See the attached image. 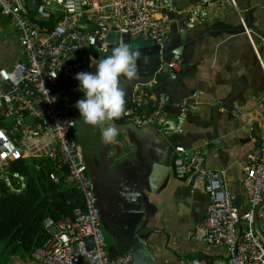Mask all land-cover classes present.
Returning a JSON list of instances; mask_svg holds the SVG:
<instances>
[{"label":"built area","instance_id":"obj_1","mask_svg":"<svg viewBox=\"0 0 264 264\" xmlns=\"http://www.w3.org/2000/svg\"><path fill=\"white\" fill-rule=\"evenodd\" d=\"M165 1L0 0V16L10 19L24 57L10 67H0V183L19 194L27 188V177L15 166L28 160L29 167L40 170L51 163L50 179L58 183L63 177L83 200L72 217L44 220L49 236L32 254L37 264H76L78 257L81 264L132 263L128 253L109 257L97 199L74 135L76 119L62 110L56 90L79 91L75 74L88 72L82 52L87 48L108 52V33L113 34L117 45L129 35L163 46L169 33ZM215 5V1H203L185 10L187 24L204 22ZM50 20L55 21L53 29L39 25ZM89 24L95 25V30H85ZM181 66L180 54H174L167 64L172 72H180ZM167 103L168 97L160 95L150 114L134 105L114 121L144 127L164 115ZM261 118L260 147L248 155L242 179L248 195L243 212L233 202L225 171L203 169L205 158L199 150L187 158L183 148L175 149L176 178L187 180L201 171L209 198L205 217L188 232L189 238L226 248L224 256H194L179 264H264V244L254 229L255 211L264 200V100Z\"/></svg>","mask_w":264,"mask_h":264},{"label":"crops","instance_id":"obj_2","mask_svg":"<svg viewBox=\"0 0 264 264\" xmlns=\"http://www.w3.org/2000/svg\"><path fill=\"white\" fill-rule=\"evenodd\" d=\"M165 8L166 13L171 10L166 4ZM244 22L249 25L248 29L245 28L247 33H241L239 27L241 24L245 25ZM194 26L199 27L198 35L204 34L210 30L209 28L216 30L213 31L216 38L210 40L204 51L203 61L196 75L191 77L184 72L182 56L180 72L170 71L167 64L164 68L167 75H178L182 81L180 84H185L191 91L187 102H196L199 108H210L217 99L226 98L228 100L225 103L228 108L235 109L234 113L226 115L222 114L224 110L221 108L217 120L216 134L226 147L218 153L213 142L205 139L195 143L192 148L194 152L201 151L206 167L227 173L233 202L243 212L248 204V195L242 186V179L247 169V157L251 152L259 149L263 135L261 115L264 100V0H218L212 15ZM225 30L232 33H226ZM251 32L254 35H250ZM185 34L184 24L180 20H169V33L164 45L172 42L175 47ZM253 37L261 39L255 44ZM132 39L137 42L150 41L142 36H135ZM10 40L11 44L6 48V52H0V67H10L24 58L15 33L13 39ZM199 40L201 39H197ZM109 52L110 50L102 52L95 48H87L82 52L81 58L88 72L94 73L96 70L95 64L92 63L93 60L98 61L108 56ZM158 80L159 78L150 84V89L144 86L135 87L132 98L125 108L136 105L140 112L150 114L154 108L155 99L162 95L159 93ZM175 84L177 91H180L179 82ZM56 93L62 110L75 116L74 135L81 150L83 151V148H86V151L95 150L102 142L101 130L106 124L92 126L83 123L75 107L76 101L83 98L81 91H70L60 87ZM136 94L139 95L136 97ZM134 97L136 103H133ZM180 102L184 103L185 100ZM166 106L164 115L165 111H168L166 116L176 122V117L171 113L179 104H174L172 108H166ZM209 118V114H203L200 121L203 124H211ZM111 123L119 130L114 141H120L123 126L127 123L114 120ZM191 132L206 134L213 138L214 128L213 125H208L205 130L191 129ZM201 146H204L203 149ZM204 150L208 151V156L203 153ZM173 158L174 153L172 170ZM192 177L194 179L190 182ZM205 186L206 180L203 176L194 173L187 180H179L173 172L168 188L158 197L151 196V201L160 207L156 226L165 231L164 235L157 237L151 243L157 264H179L183 258L197 253L205 256L226 254V248L223 246L203 245L192 241L188 236V232L204 219L201 218V214L207 202ZM258 227L264 236V200L259 210ZM14 259L16 264H25L18 257L14 256Z\"/></svg>","mask_w":264,"mask_h":264},{"label":"water","instance_id":"obj_3","mask_svg":"<svg viewBox=\"0 0 264 264\" xmlns=\"http://www.w3.org/2000/svg\"><path fill=\"white\" fill-rule=\"evenodd\" d=\"M203 1L216 2L218 0L165 1V4L171 9L167 11L169 20H180L184 24L186 32L185 36H182L181 42L175 47L172 42L166 46H160L152 41L137 42L129 35L124 37L125 43L130 44L139 52L136 60L137 78L131 81L123 77L119 78L120 87L125 93V105L130 102L135 87L144 86L146 89H150V84L159 78V93L168 97L166 108H172L176 103L179 104L171 113L177 121L169 119L166 116L168 111H165V115L144 127L132 123L125 124L120 141L101 142L95 150L87 153L82 151L92 190L97 199L100 224L106 236L112 241L108 246L110 258L128 253L133 259L131 264H157L151 243L157 237L164 235L165 231L156 226L160 207L151 201V196L158 197L168 188L173 174L172 156L175 149L183 148L186 157L191 158L194 154L192 146L205 139L213 142L218 153L226 147L216 134V130H218L217 120L221 108L224 110L222 114L228 115V113L235 112V109L230 110L225 103L228 99H217L210 108H199L196 102H187L191 91L185 84H180L182 81L179 76L176 74L167 75L164 68V65L168 64L174 54H180L184 72L191 77L196 75L197 69L203 61L204 51L210 40L216 38L215 32H213L216 30L209 28L210 30L204 34L198 35L199 27L187 24V15L184 11ZM53 6L57 7L56 4ZM244 24L239 26L241 33H245V28H249L247 22ZM95 28V25L90 24L84 26V29L88 31H93ZM224 32L232 33L226 30ZM250 35L254 34L251 32ZM113 37L112 33H108L105 37L106 42L110 45V54L112 49L117 46V40ZM197 39L201 40L197 41ZM260 39L253 37L255 44ZM175 82H179L181 92L175 88ZM181 100H185V102H180ZM203 114H209L211 124H203L200 121ZM208 125H213V138L206 134L191 132V129L205 130ZM201 147L203 149L204 146ZM217 152L215 153L217 154ZM203 153L208 156L207 150H204ZM203 169L209 168L204 164ZM196 174L202 176L201 171ZM193 179L194 177L190 182ZM206 198L207 202L201 218H204L206 213L209 201L207 195ZM261 206L262 202L254 214V229L264 244V236L258 227ZM194 256L205 255L197 253L182 260ZM75 263L81 264L82 258H76Z\"/></svg>","mask_w":264,"mask_h":264},{"label":"trees","instance_id":"obj_4","mask_svg":"<svg viewBox=\"0 0 264 264\" xmlns=\"http://www.w3.org/2000/svg\"><path fill=\"white\" fill-rule=\"evenodd\" d=\"M39 25L53 29L55 21H40ZM28 163L27 160L14 167L27 177V188L21 193L11 192L0 183V245L10 250L11 256L32 258L49 236L44 220L72 217L75 209L82 207L83 200L75 187L63 182V177L58 183L50 179L51 163L40 170L29 167Z\"/></svg>","mask_w":264,"mask_h":264},{"label":"clouds","instance_id":"obj_5","mask_svg":"<svg viewBox=\"0 0 264 264\" xmlns=\"http://www.w3.org/2000/svg\"><path fill=\"white\" fill-rule=\"evenodd\" d=\"M138 56L139 52L134 47L121 42L110 55L92 61L96 68L94 73L82 71L75 74L74 78L79 82L78 90L83 93V98L76 101L75 107L84 124H106L101 130L104 143H111L118 135L119 130L111 121L126 111L125 93L120 87L119 78L129 81L137 78Z\"/></svg>","mask_w":264,"mask_h":264},{"label":"rangeland","instance_id":"obj_6","mask_svg":"<svg viewBox=\"0 0 264 264\" xmlns=\"http://www.w3.org/2000/svg\"><path fill=\"white\" fill-rule=\"evenodd\" d=\"M0 30H1L0 31V52H6V48L8 47V45L11 44L10 39H13V35L15 33V31L13 30L11 26L10 19L0 16ZM5 40H6V45H5ZM106 242H107V245L108 243H111L109 238L106 239ZM15 257H18L21 260H23L25 264H30V263L37 264L36 262H34L32 258H29L26 255H17ZM0 264H16L14 256H11L10 250L6 249L4 244L0 245Z\"/></svg>","mask_w":264,"mask_h":264},{"label":"flooded vegetation","instance_id":"obj_7","mask_svg":"<svg viewBox=\"0 0 264 264\" xmlns=\"http://www.w3.org/2000/svg\"><path fill=\"white\" fill-rule=\"evenodd\" d=\"M87 149L86 148H83V152L84 153H87V152H89V151H86ZM88 174V173H87ZM104 231V230H103ZM104 234H105V232H104ZM105 237H106V239L108 238L107 236H106V234H105ZM110 240V239H109ZM111 241V240H110ZM111 243H112V241H111ZM111 243H108V246L111 244Z\"/></svg>","mask_w":264,"mask_h":264}]
</instances>
